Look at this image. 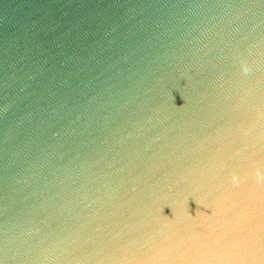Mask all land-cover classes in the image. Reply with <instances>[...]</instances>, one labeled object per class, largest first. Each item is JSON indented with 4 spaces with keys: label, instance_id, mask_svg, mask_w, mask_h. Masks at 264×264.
I'll use <instances>...</instances> for the list:
<instances>
[{
    "label": "water",
    "instance_id": "water-1",
    "mask_svg": "<svg viewBox=\"0 0 264 264\" xmlns=\"http://www.w3.org/2000/svg\"><path fill=\"white\" fill-rule=\"evenodd\" d=\"M0 264H264V0H0Z\"/></svg>",
    "mask_w": 264,
    "mask_h": 264
}]
</instances>
